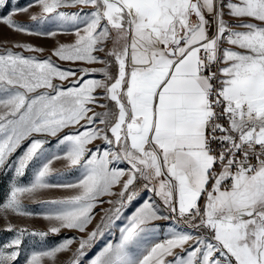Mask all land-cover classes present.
Here are the masks:
<instances>
[{
	"label": "snow or ice",
	"instance_id": "1",
	"mask_svg": "<svg viewBox=\"0 0 264 264\" xmlns=\"http://www.w3.org/2000/svg\"><path fill=\"white\" fill-rule=\"evenodd\" d=\"M31 7L39 9L32 22L53 27L34 31L14 19ZM0 23L73 37L43 59L0 53V172L14 171L17 181L0 215H34L22 199L38 190L76 189L44 202L40 214L55 222L50 233H84L102 198L117 197L75 250L76 238L67 237L31 251L25 264H84L102 226L134 201L142 202L119 227V241L88 264H264V0H30L0 13ZM57 60L97 67L72 70ZM96 140L107 145L102 152L88 147ZM61 159L79 172L76 181L50 178ZM30 166L33 179L19 183ZM160 220L176 222L162 241ZM6 230L15 235L0 246V264H18L25 236L47 235L11 222ZM61 253L71 255L61 262Z\"/></svg>",
	"mask_w": 264,
	"mask_h": 264
},
{
	"label": "rangeland",
	"instance_id": "2",
	"mask_svg": "<svg viewBox=\"0 0 264 264\" xmlns=\"http://www.w3.org/2000/svg\"><path fill=\"white\" fill-rule=\"evenodd\" d=\"M29 3L30 0H8V7L4 9H0V13L6 14L13 6H24V5H28ZM62 10L70 11V12L79 11V9H75V8L62 9ZM38 11L39 9L37 7H31L28 13H20L14 16V19L18 22H22L25 26L33 29L34 31L43 30L44 28H52L53 25L51 24L40 25L38 23H34L31 21L30 16ZM84 11L86 12L88 11V9H84ZM72 39L73 37L71 35H58L55 38H43L35 35L16 33L8 29L2 23H0V53H3L6 49H12L13 51L21 52L25 56L35 55L43 59V58H47L50 55V52L52 48L56 45L57 41L61 43H70ZM17 43H27L35 47H40L44 49V51L36 52V53L28 52L21 48L14 47V45ZM56 62L62 68H71L72 70H78L81 67H97V65L89 66L79 63L69 64L67 62L58 61V60ZM85 78L99 79L101 77L99 74H96L94 77L88 76ZM65 86H68L67 83L65 84ZM71 131L72 129L70 128L64 129L63 132L60 133L59 135L62 136ZM47 139L50 140L52 144H55L56 142V138L47 137ZM29 142L30 141H25L21 146V148L18 149V151L13 154L11 158L13 161L17 156H19L24 151V149L27 147ZM46 147H51V145H46ZM88 147L93 150L99 147L100 151L102 152L104 148L107 147V145H105L103 140H96L93 141L91 144H89ZM125 166H126L125 164L120 165V167H125ZM51 167L55 170L50 177L53 181L59 180L61 182H73L79 178V172L73 168H69L67 166V162L64 159H61L59 161H54ZM13 177H14V171L5 169L4 171L0 172V202H2L3 199L5 198L9 190L10 184L17 182L13 179ZM32 179H33V168L30 166L26 174L18 179V182L21 184H27ZM141 187L142 185L140 184L137 185V189ZM76 191H77L76 189H68V188H50V189L38 190L33 196H25L22 199V204L25 206L26 209L32 210L34 215L25 217V216H20L18 214L8 213L7 218H5L3 215H0V246L6 244L15 235V232L6 230L7 223L11 222V224L17 229L26 228L29 231L37 230L47 233V235L44 238H41L39 236H31V235L24 237L22 251L18 264H25V259L27 258L28 254L31 251L39 250L40 248L43 247H51L58 245L62 240H64L67 237L76 238L77 243H74L72 245L73 250H75L78 247L79 239L82 237L86 238L87 234L89 232H92L96 228V226L101 223V217L105 215L106 210L116 207V205L109 204L107 203V201L117 199L116 196H105L102 198L105 202L103 204H99L94 209L95 218L88 225L84 233H80L77 230H69L66 228H61L58 234L50 233L48 229L55 222L54 221L50 222L42 218V215L40 213H41V209L44 206V202L51 201L54 199L59 200V199L68 198L76 194ZM113 191L118 192L119 187L114 188ZM149 196H151V193H148L146 196H144V199H147ZM140 202L142 201H134L131 206L123 209L122 218L117 220L114 225H110L107 227L102 226L101 231L103 234L102 235L98 234L95 240L92 242L91 247L89 249H86L87 255L86 258L84 259V264H88V261L91 260L96 255V253H98L107 243L109 242L115 243L119 241V235H120L119 227L122 226L124 223H126L125 217L127 215H130L131 212L135 210V207L138 206ZM162 212L163 215H168L167 211H164L163 209ZM155 224L159 226L158 240L162 241L166 235L167 227L170 224H176V222L168 221V220H160V221H156ZM176 226L181 229L188 230L186 229V226L183 224V222H180ZM177 251H179V249H177ZM70 255L71 253H61L59 254V259L61 262H64L67 260L68 256ZM169 259H171V257H169Z\"/></svg>",
	"mask_w": 264,
	"mask_h": 264
}]
</instances>
